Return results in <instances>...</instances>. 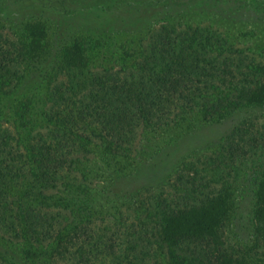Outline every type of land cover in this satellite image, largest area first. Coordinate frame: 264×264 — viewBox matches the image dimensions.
<instances>
[{
    "label": "rangeland",
    "instance_id": "1",
    "mask_svg": "<svg viewBox=\"0 0 264 264\" xmlns=\"http://www.w3.org/2000/svg\"><path fill=\"white\" fill-rule=\"evenodd\" d=\"M31 20L44 23L48 52L40 63L24 67L22 71L30 77L27 83L17 84L0 98V113L7 116L16 110L23 94L32 93L36 99L31 108L26 105L27 113L37 107L34 116H38L40 108L49 107L46 102L50 96L54 99L56 79L64 77L54 73L50 62L79 35L102 37L103 48L94 63L104 67L118 61L124 43L133 46L138 56L152 32L161 33L167 44L179 36L178 55L183 62L175 66V54H166L173 70L177 67L181 72V80L174 83L181 82V90L189 92L191 72L197 71L195 87L211 99L230 95L264 74V0H0L2 41L22 38L23 25ZM194 57L203 60L201 73L190 65ZM158 60L161 63L164 58ZM185 62L189 65L183 66ZM210 67L212 76H204ZM1 85L6 92L8 86ZM80 94L84 91L73 97ZM174 107L166 110L167 119L176 120L167 125L134 129L127 157L119 152L105 155V144L92 136L94 143L86 145L92 152L85 153L82 164L77 168L72 163L68 175L58 173L52 189L54 202L62 205L59 197H72L68 206L74 210L72 216L80 211L82 218L89 214L86 219L72 227L64 221L71 212L57 205L45 239L32 236L28 243V239L0 238V250L14 264H172L167 262L172 251L184 253L183 261L198 264H218L221 256L232 264H264V218L256 203L264 173V102L235 109L220 121L201 119L197 109L177 118ZM49 124L40 118L35 133L54 138ZM25 180L26 185L32 183ZM76 203H82V209ZM87 204L92 205L89 211ZM210 208L218 221L210 230L160 242L159 216L179 210L208 216ZM173 218L177 221L178 215ZM136 238L149 243L139 247ZM33 247L45 253L55 250L51 257L43 254L30 262L23 250ZM177 260L183 262L180 257Z\"/></svg>",
    "mask_w": 264,
    "mask_h": 264
},
{
    "label": "trees",
    "instance_id": "2",
    "mask_svg": "<svg viewBox=\"0 0 264 264\" xmlns=\"http://www.w3.org/2000/svg\"><path fill=\"white\" fill-rule=\"evenodd\" d=\"M23 28L26 34L16 41L4 39V42L0 39V86H8L13 81L12 86L6 87V92L0 90V98L10 93L12 87L17 84L27 83L30 77L22 71L24 67L26 70L40 63L44 52H48L47 31L42 21H27ZM177 39L174 43L167 44L161 33L152 32L148 35L147 42L143 43L138 56H135L133 46L124 43L119 47L118 61L104 67L94 63L95 56L101 54L103 48L102 37L79 35L76 40L63 45L57 59L54 57V61L50 62L54 64V73L64 77L56 79L54 99L50 96L46 102L49 107L40 108V117L37 114L34 116L37 107L32 112H26L28 105L31 108L36 101L32 93L21 95L16 110L14 109L10 116L0 113L1 239L16 241L22 238L28 239L30 243L29 237H47L46 234L51 232L54 207L60 205L59 201L54 202V190L52 191L58 173L68 175L72 163H75L77 168L82 164L85 153L92 152L86 147L87 144L94 143L92 136L98 137L105 144V155L112 156L119 152L127 157L131 151L130 134L134 129L139 125H167L168 121L176 120L167 119L166 110L171 109L173 105L179 112L177 118L184 117L189 110L197 109L201 111V119L220 121L235 109L264 102V74L255 77L253 82L249 81L245 87L236 88V92L230 95L218 94L217 98L211 99V96L200 93L199 88L195 87L194 82L199 77L198 72L194 71L191 72V78L195 81L190 79L193 88L189 92L181 90V82L174 83L175 79L181 80V72L177 67L173 70V61L166 60V54L170 51L175 54V66L183 62V57L178 55L179 36ZM4 45L9 49H3ZM158 58H164L163 62L159 63ZM179 58L180 61L176 62ZM197 58L194 57L193 62L188 58L187 60L194 70L198 68L201 73V59L198 62ZM129 59L133 62H126ZM42 64H39L37 71L41 72ZM184 64L183 66L189 65L186 62ZM10 69L13 70L12 73ZM7 72L10 75L7 76ZM203 72L204 76H212L211 67ZM173 73L171 77H174V80L171 81L170 75ZM80 90L84 91V94L73 97ZM194 96L198 97L197 101ZM40 118L50 121L49 129L54 130V138H41L38 136L39 132L35 133ZM121 150L125 152L121 154ZM105 165L107 167V164ZM80 175L82 178L85 176L84 172ZM26 178L32 180L30 185L25 184ZM65 184L68 183L65 181ZM256 195L257 208L262 211L264 218V173L258 181ZM59 198L62 210L71 212V215L64 218L66 224L75 227L78 221L88 217L89 214L85 218L80 217V211L72 216L74 210L68 207L72 197ZM91 206L86 205L88 211ZM77 208L82 209V203L77 204ZM193 211L179 210L176 214L159 216L162 227L160 242L170 243L190 234L208 231L218 222L211 208L208 216L195 217L191 214ZM49 212L51 215L47 216ZM174 215H178L177 221L173 218ZM136 240L139 247L149 243L148 240ZM54 250L48 249L45 253L33 247L23 251L30 262H33L43 254H49L51 257ZM135 250L138 253L142 250V253L146 254L144 249ZM170 256L172 259L167 261L168 263L198 264L183 261L186 257L184 253L176 255L172 251ZM177 257L183 262L178 261ZM0 264H14V261L0 250ZM218 264H232V260L221 256Z\"/></svg>",
    "mask_w": 264,
    "mask_h": 264
}]
</instances>
